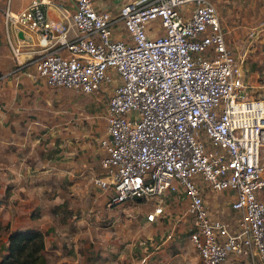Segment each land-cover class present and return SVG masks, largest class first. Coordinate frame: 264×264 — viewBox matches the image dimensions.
Segmentation results:
<instances>
[{"label": "built area", "instance_id": "1", "mask_svg": "<svg viewBox=\"0 0 264 264\" xmlns=\"http://www.w3.org/2000/svg\"><path fill=\"white\" fill-rule=\"evenodd\" d=\"M46 2L0 7L14 60L1 77L102 98L89 183L105 205L152 203L153 222L165 197H179L198 264H264V100L243 82L214 0H71L70 12L56 6L58 24ZM206 189L230 193L229 220L208 209Z\"/></svg>", "mask_w": 264, "mask_h": 264}, {"label": "rangeland", "instance_id": "2", "mask_svg": "<svg viewBox=\"0 0 264 264\" xmlns=\"http://www.w3.org/2000/svg\"><path fill=\"white\" fill-rule=\"evenodd\" d=\"M96 1L106 8L115 3ZM4 2L0 0V7ZM232 9L237 27L234 35L227 36L228 44L241 63L249 93L264 100V0H232ZM1 19L0 14V261L8 253L7 235L29 228L43 235L45 247L39 251V264H136L151 251L147 236L159 224L171 230V237L163 243L165 264H196L182 257L195 251L186 237L184 204L179 197H165L164 217L152 224L142 222L153 206L149 202L112 205L108 216L101 217L103 210L95 203L100 195L89 179L99 171L97 140L104 132L105 102L92 94L24 78L14 85L12 76L1 77L14 66ZM256 24L260 26H254L255 32L249 35L248 25ZM100 125L102 133L98 132ZM94 195L98 196L95 201L90 199ZM207 199L215 205L214 214L229 220L228 208L217 203L224 197L209 195ZM48 203L49 212L54 213L40 208ZM116 223L118 230L111 227ZM154 263L163 264V260ZM234 264L249 262L241 259Z\"/></svg>", "mask_w": 264, "mask_h": 264}, {"label": "crops", "instance_id": "3", "mask_svg": "<svg viewBox=\"0 0 264 264\" xmlns=\"http://www.w3.org/2000/svg\"><path fill=\"white\" fill-rule=\"evenodd\" d=\"M29 2H30V0H14V2H12V4H11V0H9L10 7L14 11L25 7ZM214 3L216 5L220 24H221L222 28L226 31L225 38H226L227 42H229L227 39V36L229 34L234 35L235 34V28L237 27V25H235L233 23L236 21V20H234L236 17L233 14V11H235V9L234 10L232 9V0H214ZM96 4L98 5V7H105V5L103 3H101L100 1H96ZM251 4H252V2L250 3V5ZM56 6H60L61 8H65L68 12H70L72 10V2H71V0H47L46 4L44 5L45 14H46L47 19L51 23H54V24L61 23L60 17L58 16V10H57ZM234 7H236V5H234ZM260 23L262 24V22H260ZM259 24L251 25V26L248 25V27L258 26ZM238 26H240L244 29L246 25L240 24ZM7 69H9V68H7ZM9 76H12V82L14 85H16V83L18 82V78H24V79L30 81L25 76L20 75V74H18L17 76H14V75H9ZM30 82H32V81H30ZM34 83H37V82H34ZM11 85H12V83H11ZM97 163H98V160H97ZM209 195L224 197L225 199H223L222 201L217 202V203L224 204L225 206L227 204V201L231 198L230 193L227 191L211 192V191L206 189L205 200L207 202L208 209L211 212H212V207L215 205H214V203L210 202L207 199L209 197ZM91 198H93V196L92 197L90 196V199ZM100 198L95 203L100 205V208L103 210V212H102L103 214L101 215V217L104 216V218H105L108 216L107 214L109 213L110 210H112V208L114 206L107 207L104 203V199L102 197H100ZM217 203H215V204L217 205ZM40 208L41 209L43 208L47 214L54 213V211H52V209H51V212H49V203L47 205L46 204L41 205ZM83 210H87V208H84ZM214 211H216V210H214ZM162 212H163V209H162ZM78 213H79V211H78ZM80 214H83V212H81ZM163 215L164 214L162 213L160 216H157L156 218H162ZM108 219H110V218H108ZM155 220L153 222H155ZM142 222L144 225H148V224L153 223L152 221L151 222L145 221L144 218H143ZM110 224H112V223H110ZM111 227H113L114 230L119 229L118 223H116L115 225H113ZM162 228L160 227L159 224H157V226L155 228L154 227L152 228L151 236L150 235L147 236V238H149V239L151 238V251H148V253L144 254V256H142L139 259V261H137L136 264H155L154 261H157V263H158V261H160V260H163V264H165L168 261V259L166 258V254L164 253V250H165L164 248L166 247V244H163V243H164V241H166L168 238L171 237V230H170V228L169 229H162ZM163 230H165V231H163ZM145 242H147V240H145ZM120 252L116 253L117 257H119L118 255L120 254ZM159 255H161L160 259L157 258ZM182 257H187L189 259H192L193 262L196 261V264H198V258H197L196 253L192 254V255L187 253L186 255H183ZM241 259L242 258H236V257L230 256L226 260H224L225 263H222V264H234L235 260H241ZM107 264H118V263H107Z\"/></svg>", "mask_w": 264, "mask_h": 264}, {"label": "trees", "instance_id": "4", "mask_svg": "<svg viewBox=\"0 0 264 264\" xmlns=\"http://www.w3.org/2000/svg\"><path fill=\"white\" fill-rule=\"evenodd\" d=\"M98 132H103V125L99 126ZM98 169V172H100V168ZM163 223L165 222L163 221ZM43 248V235L40 231L29 228L14 230L7 235L6 249L8 253L3 255V260L0 261V264H39L37 262L39 251ZM7 259H11V261L6 262Z\"/></svg>", "mask_w": 264, "mask_h": 264}, {"label": "water", "instance_id": "5", "mask_svg": "<svg viewBox=\"0 0 264 264\" xmlns=\"http://www.w3.org/2000/svg\"><path fill=\"white\" fill-rule=\"evenodd\" d=\"M18 36H20V33H19V32H18ZM132 198H133L134 200H136V201L139 200V196H137V195H134Z\"/></svg>", "mask_w": 264, "mask_h": 264}]
</instances>
